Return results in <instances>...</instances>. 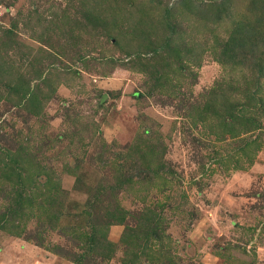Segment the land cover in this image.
I'll list each match as a JSON object with an SVG mask.
<instances>
[{
  "label": "rangeland",
  "instance_id": "rangeland-1",
  "mask_svg": "<svg viewBox=\"0 0 264 264\" xmlns=\"http://www.w3.org/2000/svg\"><path fill=\"white\" fill-rule=\"evenodd\" d=\"M179 1L0 0V264H264L252 1Z\"/></svg>",
  "mask_w": 264,
  "mask_h": 264
},
{
  "label": "trees",
  "instance_id": "trees-1",
  "mask_svg": "<svg viewBox=\"0 0 264 264\" xmlns=\"http://www.w3.org/2000/svg\"><path fill=\"white\" fill-rule=\"evenodd\" d=\"M156 3H161L160 0H153ZM252 1V17L248 19H240L238 20L235 24L236 26L234 27L232 33L230 34V37L228 41L225 44V49L223 50L224 53L229 47V45L232 43L231 50L229 49L228 51H234V56H237L235 54L236 48L239 50L240 48H246L247 44L250 45V52L252 56H258V54H255L257 52L256 45H259L260 42H264V1H259V0H251ZM195 2V3H194ZM155 3V4H156ZM178 6L183 7L186 12L189 14H193V9L197 7V0H180L178 3H176ZM225 5V2H222L219 6L218 9L214 10H201L199 12L198 16L199 18H203L206 16L207 18L205 20H210L212 22H218L221 20V13L222 9L221 7ZM170 8H167L166 11V17H170ZM200 11V10H199ZM196 15V11L194 12ZM167 26L168 32H171L174 25L171 24V22H166L165 24ZM163 46H160V49L166 48L170 43V37L168 34V37H165L163 39ZM261 46H264V44H260ZM264 51V47H263ZM262 51V53H263ZM243 57V56H242Z\"/></svg>",
  "mask_w": 264,
  "mask_h": 264
}]
</instances>
